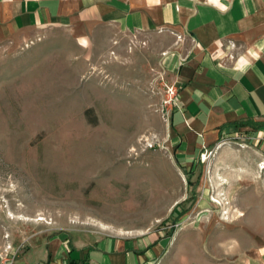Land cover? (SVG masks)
<instances>
[{
	"label": "rangeland",
	"instance_id": "1",
	"mask_svg": "<svg viewBox=\"0 0 264 264\" xmlns=\"http://www.w3.org/2000/svg\"><path fill=\"white\" fill-rule=\"evenodd\" d=\"M171 37L105 26L84 42L49 26L0 44L1 264L57 234L173 236L200 182L211 176L238 191L229 182L236 174L264 180L247 156L229 157L226 171L213 161L210 172L214 155L195 172L175 164L154 82ZM221 195L213 200L229 208L212 207L229 219L233 198Z\"/></svg>",
	"mask_w": 264,
	"mask_h": 264
},
{
	"label": "crops",
	"instance_id": "2",
	"mask_svg": "<svg viewBox=\"0 0 264 264\" xmlns=\"http://www.w3.org/2000/svg\"><path fill=\"white\" fill-rule=\"evenodd\" d=\"M49 26L84 42L105 26L170 33L161 65L180 86L182 106L172 113L166 139L175 164L195 172L205 164L201 154L215 149L210 172L213 161L226 171L229 157L240 155L264 174V0H0V44ZM229 138L240 148H216ZM238 177L229 180L238 191L224 179L200 182L192 215L173 236L57 234L13 264H264V180ZM221 194L233 198L229 219L212 207L223 206L213 200Z\"/></svg>",
	"mask_w": 264,
	"mask_h": 264
},
{
	"label": "built area",
	"instance_id": "3",
	"mask_svg": "<svg viewBox=\"0 0 264 264\" xmlns=\"http://www.w3.org/2000/svg\"><path fill=\"white\" fill-rule=\"evenodd\" d=\"M154 82L156 84L160 98L158 111L160 112L164 122L167 124V126H169L173 111H175L176 109H181L182 106L181 96H180V86L168 74L167 70L162 65H161V69L157 71L154 77ZM231 140H232L231 138L226 139L220 142L217 145V147ZM150 146H153V144H150ZM214 152L215 149H206L201 154V160L203 162L207 161L208 158L214 154ZM261 168H264L263 163L261 164ZM0 258H2V254H0ZM6 264H13V261L8 260Z\"/></svg>",
	"mask_w": 264,
	"mask_h": 264
},
{
	"label": "bare ground",
	"instance_id": "4",
	"mask_svg": "<svg viewBox=\"0 0 264 264\" xmlns=\"http://www.w3.org/2000/svg\"><path fill=\"white\" fill-rule=\"evenodd\" d=\"M74 162V161H73ZM38 219H40V220H44V217H40V218H38Z\"/></svg>",
	"mask_w": 264,
	"mask_h": 264
}]
</instances>
